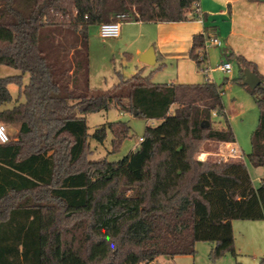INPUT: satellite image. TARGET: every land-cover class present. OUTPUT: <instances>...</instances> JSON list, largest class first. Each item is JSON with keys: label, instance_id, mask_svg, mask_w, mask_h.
<instances>
[{"label": "trees", "instance_id": "obj_1", "mask_svg": "<svg viewBox=\"0 0 264 264\" xmlns=\"http://www.w3.org/2000/svg\"><path fill=\"white\" fill-rule=\"evenodd\" d=\"M197 2L0 0V65L20 71L0 77V106L11 102L10 83L24 100L0 110V122L18 125L17 137L0 143V264H148L193 254L200 241L213 244V259L236 257L232 221L264 220V78L254 62L222 49L239 76L220 84L154 83L138 71L109 89L90 87V25L119 14L139 22L187 20ZM203 42L195 34L189 49L197 65ZM245 68L261 80L254 89L243 84ZM231 81L258 108L247 155L263 168L258 187L240 158H194L204 140L235 141L228 122L212 125L213 112L226 116L221 94ZM112 106L160 122L146 125L122 159L90 160L85 115ZM34 116L47 126L42 141L33 134ZM107 130L114 150L129 126L109 121L92 136L102 143Z\"/></svg>", "mask_w": 264, "mask_h": 264}, {"label": "rangeland", "instance_id": "obj_2", "mask_svg": "<svg viewBox=\"0 0 264 264\" xmlns=\"http://www.w3.org/2000/svg\"><path fill=\"white\" fill-rule=\"evenodd\" d=\"M89 29L90 87L95 90H106L116 84L119 78H130L133 75L131 73L133 58L127 59L120 54V51L122 53V47H124L123 44H121L123 42L116 38H101L99 36V28L95 24L90 25ZM129 46V48H131V45ZM231 63L232 70L230 74H225L221 71H217L214 74L213 78L217 84L222 83L225 78L231 79V77L237 78L239 76L237 63L234 61ZM155 72L156 74L150 79L152 82L160 83L162 80H165L163 77L165 76L164 70ZM17 73H19L18 70L11 66L0 65V77ZM27 79H25V76L24 78L21 77V82L24 84L27 82ZM165 82L166 81H163L161 83ZM8 87L12 95V102H14V99L18 96V87L13 83L8 84ZM221 96L226 116L221 114L213 115L212 125L214 127H222L228 122L235 135L233 144L235 148L239 150L240 159L248 168L251 182L255 187H258L260 185V178L263 174V168L250 165L247 159V155L251 152V133L258 124L259 112L257 105L252 95H250L243 85L235 81H231L223 87ZM171 111H173V109ZM85 116L88 127L87 134H89L88 144L90 151H92L89 155V159L104 158L108 162L118 161L127 156L138 145L139 137L144 136L146 125L156 126L159 124L154 119L138 117L129 112L125 113L113 106L107 111L92 112ZM34 118H36V120L33 134L38 137V140L42 141L44 134L47 133V126L43 121L38 120L36 116H34ZM109 121H121L129 126L127 137L120 143L117 149L114 150L112 149L111 143L113 134L109 130L106 131L107 135L102 143L96 141L92 136V132L96 126L108 123ZM5 126L9 139L13 140L16 138L18 125L11 126L5 124ZM194 158L197 161H229L238 159L237 157L232 158L228 156V144H224L220 141L214 142L207 140L200 143ZM262 242L260 249L258 248L259 246L254 245L253 247L251 243L248 242L246 243L245 250L239 251L235 245L236 257L226 252L218 258L213 259L210 254L213 244L208 241H200L195 243L193 254L176 255L173 258L161 256L159 259L148 264H235L236 262H239V264H260V259L264 258V238Z\"/></svg>", "mask_w": 264, "mask_h": 264}, {"label": "crops", "instance_id": "obj_3", "mask_svg": "<svg viewBox=\"0 0 264 264\" xmlns=\"http://www.w3.org/2000/svg\"><path fill=\"white\" fill-rule=\"evenodd\" d=\"M197 7L202 14V19L192 17V15L187 20L177 22H139L129 18L124 19L120 25V35L116 39L123 42L121 44L124 47L120 54L127 59L133 58L131 73L135 74L140 71L142 77L150 74L151 79L156 74L155 71L164 70L165 80L161 82L166 81L165 83L168 84L205 82L197 63L189 56L192 38L195 34H202L204 37L216 35L222 43L220 47L213 45L207 48L208 65L213 67L222 61L221 52L225 49L226 52L241 55L244 59L254 62L258 73L264 78V1L198 0ZM149 46H153L155 51V64L153 65L139 61V55ZM217 71L219 70L211 73L212 78ZM18 72L20 73L19 70ZM24 76L27 79L28 73H24L22 78ZM25 84L27 82L22 83V87ZM17 87L18 96L14 102L11 98L12 103L0 106V110L11 108L24 101L20 92L21 88ZM175 107V104L172 105L169 112H172L171 110ZM156 121L160 122V120ZM222 143L234 146V141L233 143ZM232 231L237 250H245L248 242L253 247L254 245L259 246L260 249L264 238V220L232 221Z\"/></svg>", "mask_w": 264, "mask_h": 264}, {"label": "built area", "instance_id": "obj_4", "mask_svg": "<svg viewBox=\"0 0 264 264\" xmlns=\"http://www.w3.org/2000/svg\"><path fill=\"white\" fill-rule=\"evenodd\" d=\"M194 11L191 15L194 17L196 16L199 19H202V14L199 11V8L197 7V3H194L193 7ZM126 19L125 14H119L116 16L115 20L107 21V23H101L98 25L99 28V36L103 39L107 38H116L120 35V25L121 22ZM204 46L202 49H199V56L198 59L202 63L198 65V70L202 73L203 78L205 79V82H212L213 78L211 77V73L214 72V70H219L225 74H230L232 70V63L228 61H220L215 66L211 67L208 65L206 61V50L210 46H222L221 40L218 36H205L204 37ZM213 115L215 116L216 113L213 112ZM9 140V136L7 135V130L5 124L0 122V143H5ZM142 138L139 137L138 142H141ZM228 156L229 157H237L240 158L239 150L235 148V146L228 145Z\"/></svg>", "mask_w": 264, "mask_h": 264}, {"label": "water", "instance_id": "obj_5", "mask_svg": "<svg viewBox=\"0 0 264 264\" xmlns=\"http://www.w3.org/2000/svg\"><path fill=\"white\" fill-rule=\"evenodd\" d=\"M260 1H264V0H260ZM139 61L149 65L155 64L154 47L149 46L147 50H145L142 54H140ZM243 77H244L243 84L250 89H254L261 82L260 78L254 72H252L250 69L247 68L243 69ZM203 125L207 126L208 122H205Z\"/></svg>", "mask_w": 264, "mask_h": 264}]
</instances>
